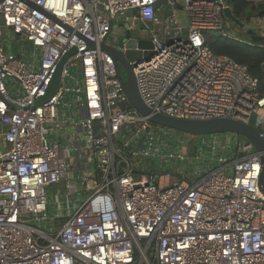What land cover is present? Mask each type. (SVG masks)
I'll list each match as a JSON object with an SVG mask.
<instances>
[{"label": "built area", "instance_id": "obj_1", "mask_svg": "<svg viewBox=\"0 0 264 264\" xmlns=\"http://www.w3.org/2000/svg\"><path fill=\"white\" fill-rule=\"evenodd\" d=\"M176 7L0 0V264H264L263 152L234 133L187 134L194 149L172 151L100 47L116 21L124 36L139 23L152 48L137 44L131 65L152 113L232 118L264 136L259 79L205 42L229 28L230 0H183L186 35ZM11 31L29 45L14 52ZM63 182L50 200L46 187Z\"/></svg>", "mask_w": 264, "mask_h": 264}, {"label": "water", "instance_id": "obj_2", "mask_svg": "<svg viewBox=\"0 0 264 264\" xmlns=\"http://www.w3.org/2000/svg\"><path fill=\"white\" fill-rule=\"evenodd\" d=\"M225 16L235 25L243 28L245 31L258 29L256 24H246L238 19L232 10V7H227L224 10ZM174 22V21H173ZM69 28V26H67ZM158 27H156L157 29ZM140 24L136 23L135 29L127 30L125 34V40L119 44L112 42H103L100 47L103 51L112 56L115 62L117 76L124 88L125 94L131 104L141 115L147 116L148 120L152 124L159 125L163 128L179 131L185 134L194 136H207L211 134L222 133H234L240 135L249 141H251L258 151L263 152L261 156L262 172L259 179V186L264 193V136L255 126L232 118H212L205 120L197 119H181L172 116H167L159 113H152V110L145 104L142 96L140 95L137 79L133 71L131 61H134L142 56L140 51H135L134 47L139 44L140 47L152 48V43L147 39H137L140 37ZM174 33L171 32V35ZM89 48H95V43L87 40ZM146 56V54H145ZM65 56L61 63L58 65L54 78L51 82L50 89L46 97L40 102L46 101L51 97L59 87L61 66ZM122 69L125 70L127 77L125 78L122 73ZM150 126L146 131L150 130Z\"/></svg>", "mask_w": 264, "mask_h": 264}, {"label": "trees", "instance_id": "obj_3", "mask_svg": "<svg viewBox=\"0 0 264 264\" xmlns=\"http://www.w3.org/2000/svg\"><path fill=\"white\" fill-rule=\"evenodd\" d=\"M230 6L234 15L246 24H253L256 18L264 19V0H230ZM224 19L231 22L225 14ZM262 32L258 29L249 30L246 31L247 39H237L231 36L226 27L222 31H206L204 38L216 54L230 56L246 65L250 73L259 79L260 93L264 95V31Z\"/></svg>", "mask_w": 264, "mask_h": 264}, {"label": "rangeland", "instance_id": "obj_4", "mask_svg": "<svg viewBox=\"0 0 264 264\" xmlns=\"http://www.w3.org/2000/svg\"><path fill=\"white\" fill-rule=\"evenodd\" d=\"M178 3V7H176L177 10V18L179 21V25L182 26V28H184V34H187V27H188V18L187 15L184 11V9L182 8V3L183 0H176ZM119 21L115 22V26H114V32L111 33V35L109 36V41L115 44H119L120 42H123L125 40V36L123 35L122 32V27L120 25ZM253 24L258 25V30H260L261 32L264 31V19H260V18H256L253 20ZM124 28H127L126 26H124ZM229 32L231 34L232 37L237 38V39H247V34L246 31L235 25L232 22H229ZM263 33V32H262ZM9 36H12L14 38V40L12 41V43H10V47L12 49H14L15 51H18L22 48L23 45L28 46L29 43L24 42L22 40V36L21 35H17L15 34L13 31L10 32ZM122 73L123 76L126 78L127 74L125 72L124 69H122ZM164 131H166V134L164 135V142H170V149H172V151H178L180 149L181 146H183V144L180 143L181 140L184 141V143L191 148V150L194 149V143L191 142L190 138H188L189 136L185 133L179 132V131H175V130H171L168 128H163ZM187 138V139H186ZM2 151L4 152V149H2ZM1 152V151H0ZM85 170V168H84ZM81 173L84 172L83 171H79L76 173L77 175H80ZM66 183H60L59 185H49L46 187L47 193L50 197V200H54V194L56 192H63L67 189V187H65ZM69 187H78V189L80 191H83V193L77 194L80 196H85V194L87 193L84 190V181L80 178L74 177L72 179H70L69 183H68ZM76 197V194L74 195Z\"/></svg>", "mask_w": 264, "mask_h": 264}, {"label": "crops", "instance_id": "obj_5", "mask_svg": "<svg viewBox=\"0 0 264 264\" xmlns=\"http://www.w3.org/2000/svg\"><path fill=\"white\" fill-rule=\"evenodd\" d=\"M72 189H73V190H77L78 193H82V192L78 189V187H72ZM84 190H85V188H84ZM85 191H86V190H85ZM85 195H86V194H85Z\"/></svg>", "mask_w": 264, "mask_h": 264}]
</instances>
